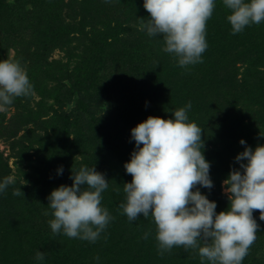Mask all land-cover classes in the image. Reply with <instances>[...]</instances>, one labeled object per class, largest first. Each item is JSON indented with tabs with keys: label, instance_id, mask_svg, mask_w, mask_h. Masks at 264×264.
Returning <instances> with one entry per match:
<instances>
[{
	"label": "rangeland",
	"instance_id": "374dc122",
	"mask_svg": "<svg viewBox=\"0 0 264 264\" xmlns=\"http://www.w3.org/2000/svg\"><path fill=\"white\" fill-rule=\"evenodd\" d=\"M56 1L59 4L58 10L45 6L42 12H33L35 16L41 17H33L34 19L26 22L28 18L20 15L10 17L8 25L5 22L8 29L0 20V60L18 61L26 70L33 86L30 95L15 97L12 104L0 109V178L8 175L14 177V183L10 184L4 193H0V218L5 216L14 219L22 215L21 211L24 209L28 211L30 205L34 212L41 214L36 223L34 221L37 229L43 228L52 219L51 209L46 206L51 191L62 184H72V171H77L82 165L88 166L85 158L88 159L93 147H100V136L112 139L116 137V131L101 127L97 133L98 138L95 137L94 140L93 130H88L92 126L91 122L97 128L98 118H106V112L109 110L114 115L116 109L111 104L95 107L97 102L90 100L88 95L114 92L119 96L123 89H135L140 84L147 86L154 81L155 76L158 77L157 80L169 81L170 85L175 86L176 78L186 79L185 76L192 70L188 65L179 66V71L175 74L171 72L174 65L178 64L173 54L163 50L162 36H151L155 38L140 45L141 58L136 56L133 59L129 48L130 52L122 49L120 44L123 43L120 39L126 34L132 40L143 34L144 37H149L140 22H128L129 17H121L119 12L113 15L114 13L107 14L104 11L103 17H90L89 14L93 15V12L90 13L89 4L86 5V11L80 9L82 0ZM45 14L46 17L42 16ZM85 15L88 16L84 17ZM124 26L133 29L127 33ZM131 32L135 33L132 35ZM259 36V50L260 54H263L264 28ZM109 38H112V41ZM100 39H108L109 44L112 43L111 47L108 45L103 50L96 49L94 45L98 42L96 45L100 46ZM42 51L46 61L42 56L36 59ZM239 56L236 54V57L224 62L222 68L217 67L220 70L213 72L211 76L208 74L207 78L198 76L200 84L208 83L201 95L206 110L196 118L199 123L197 125L202 129L205 154H210L216 147L224 148L231 144L235 140L234 131H237L240 121L244 128H249H241V139H244L246 144H251L247 142L249 132H252L251 137L255 139L254 146L264 144L262 83L257 85L260 92H257L250 104H241L239 95L240 86L248 77V70L261 71L258 79H263L264 68L259 62L248 65L247 59ZM164 76L168 77L163 78ZM192 84V81L189 82L191 89L195 85ZM192 94H195L193 90ZM169 111L160 114L161 117L171 118L173 114H167ZM56 125L59 128L56 129ZM86 136L87 145L84 146L89 147L84 148L79 140ZM111 160L106 159L105 168ZM125 162H128V157L122 160L124 170ZM101 165L92 164L89 167H95L96 171L100 172ZM59 166H63L62 174L57 172ZM212 171L210 168L213 187L210 190L201 187L200 190L210 200L216 201L219 211H223L229 206L227 195L223 191L225 178L216 177V173ZM13 187L21 188L24 193H21L22 203L12 194ZM107 192L110 194L109 199L113 200L112 207L108 209L111 215L113 212L122 211L109 186ZM124 198L125 194L123 200ZM108 200L104 202L102 199L101 204L105 206ZM259 213L260 210H253V216L257 219ZM23 237L26 239L28 235L24 234ZM2 238L0 233V264H5L7 260H4L1 252ZM11 255L12 264H16L17 258Z\"/></svg>",
	"mask_w": 264,
	"mask_h": 264
},
{
	"label": "clouds",
	"instance_id": "9594fccd",
	"mask_svg": "<svg viewBox=\"0 0 264 264\" xmlns=\"http://www.w3.org/2000/svg\"><path fill=\"white\" fill-rule=\"evenodd\" d=\"M232 34L246 26L264 22V0H221ZM216 0H143L150 19L141 25L148 36H162L163 50L173 54L181 67L202 62L208 47L206 24ZM143 20V19H141ZM33 86L18 61L0 60V109L15 97L28 96ZM192 104L170 110L165 119L149 116L131 129L135 148L124 168L132 175L123 184L124 200L119 204L130 222L151 216L160 255L174 246L198 249L201 262L242 264L256 240L259 225L253 210L264 221V144L246 146L234 158L233 168L223 181L229 206L217 212V203L200 188L213 187L210 162L203 152L202 129L189 120ZM240 144L246 145L244 139ZM142 145V146H141ZM63 173V166L57 169ZM72 184H62L48 195L53 233L95 242L114 217L101 204L108 180L95 167L82 165L72 171ZM14 183L11 175L0 178V193ZM199 186V187H198ZM13 189V195H20ZM24 194V193H23ZM149 233L144 234L147 239ZM37 260L44 253L36 252ZM99 261V257H95Z\"/></svg>",
	"mask_w": 264,
	"mask_h": 264
},
{
	"label": "trees",
	"instance_id": "16d2710c",
	"mask_svg": "<svg viewBox=\"0 0 264 264\" xmlns=\"http://www.w3.org/2000/svg\"><path fill=\"white\" fill-rule=\"evenodd\" d=\"M94 2L97 1L82 0L80 9L86 11L88 7L86 5L89 4L90 13L93 12V15L89 14L90 17H103L104 11L107 14L114 13L113 15L119 12L121 17H129L128 22L134 21L137 24L140 22L141 25L147 19H150V13L143 7V0H101L97 4ZM45 6H51L56 10L59 9V4H57L56 0H12V2L10 0H0V20L3 21L5 26V22L8 25L10 17L20 15V17L28 18L27 20L24 19L26 22L34 19L33 17H41V15L35 16L33 12L40 13ZM227 12L228 10L223 6L221 0H216L213 14L206 24L208 47L202 54V62L189 65L192 68L190 74L185 76L186 79L183 77L180 79L176 78L175 86L170 85L169 81L157 80L158 77L155 76L154 81L147 86L140 84L135 89L131 88L127 91L123 89L119 96L117 93L114 94V92L111 94L98 93L97 95L94 93L93 95H88L90 100L97 102L96 106L94 105L95 107H105L111 104L116 109L114 115L109 110L106 112V118H98L99 126L97 128L93 122H91L92 126L89 122L91 127L88 130H93L94 140L101 127H107L111 131L114 130L117 134L114 139L97 137L100 147L97 149L93 147L92 153L88 159L85 158V161L88 166L102 164L99 170L108 180L109 188L114 193L119 204L124 196L123 184L132 180V175L122 168V160L128 157V161H130L131 153L135 148V141L130 138L133 127L146 120L150 115L161 117L160 114L183 107L189 101L192 104L191 109L188 111L189 120L191 118L190 121H194L197 124V115L206 110V104L201 100V95L208 84H200L201 80L198 76L201 78H207L208 74L211 76L213 72L220 70L217 67L224 66V62L236 57V54L240 55L239 57L246 58L248 65H254L255 62H259V65L264 68V53L260 54L261 43L258 41L260 31L264 28V22L246 26L242 32L232 34L230 31L231 26L226 19ZM75 15L77 14H73V16ZM42 16L46 17V14ZM87 16L85 15L84 17ZM39 21L41 22L42 20ZM123 28L127 30V33L133 29L125 26ZM134 33L131 32L132 35ZM154 38L150 36L148 38L144 37L143 34L138 39L132 40L126 34L124 38L120 39L123 43L120 46L126 52L131 50L132 53L130 52V55H132L133 59L136 56L141 58L142 50H140V45ZM109 39L112 41V38ZM99 42L100 46H97L98 42H96L97 45L96 43L94 45L96 49L103 50L105 46L109 45L111 47L112 45V43L109 44L108 39H100ZM39 54L40 56L36 58L37 60L41 56L44 61L47 60L43 51ZM179 68V65H174V69L171 72L175 74L176 71H179ZM247 75L248 77L239 90L240 103L243 105L250 104L257 92H260L257 88L259 82L262 83V95L264 94V78L258 79L261 71L250 69ZM165 77L168 76L163 78ZM191 81L192 85L195 84L193 89L189 85ZM192 90L195 94H192ZM166 108L169 109L167 110ZM167 114L173 113L169 111ZM107 118L109 120H106ZM239 124V129L237 128V131H234L236 135L233 134L235 140L231 144L224 148L222 146L216 147L211 150L210 154L204 153L205 158L210 162L212 172L216 173V177L220 176L226 179L233 168L239 169L240 167L239 162L234 159L236 155L243 151L246 146H251L253 149L257 146H254L255 139L252 138V132H249L250 136L247 139V142L251 144H240L241 128L243 130H248L249 128L248 126L244 128L241 125V121ZM56 126V129L59 128L58 125ZM87 139L88 136L83 140H79V143L81 144L82 142L84 148L89 147L84 146L87 145ZM108 158L112 160L105 168L104 163L106 164V159ZM13 188L16 189L15 187ZM103 196L104 202L109 199L110 194L107 189L103 192ZM16 200L20 203L23 202L21 194L17 196ZM112 203L113 200L110 198L105 207L110 209ZM218 209L216 211L220 212ZM21 214L14 219L5 216L0 218V233L3 237L1 240V252L4 260H7L5 264H12L10 254L17 258L15 259L17 260L16 264H202L198 249L190 248L186 250L183 246H174L171 250L165 251L163 255L158 254L159 250L155 239L156 227L151 216L147 218L139 216L137 220L130 222L127 216L122 214V211L113 212L112 216L114 219L109 222L105 231L100 234V237L95 242H89L79 238H70L63 233H53L49 223L46 222L43 228L37 229L35 223L41 217V214L38 215V212H34L30 205H28V211L24 209ZM254 218L259 225L256 240L250 246L242 264H264V221L262 222L257 217ZM128 226L130 227L127 229ZM146 232L149 233L147 239L144 238ZM24 234L28 235L26 239L23 237ZM38 250L44 253L43 260L35 258ZM95 257H99V261L94 259ZM203 264H208V261L205 260Z\"/></svg>",
	"mask_w": 264,
	"mask_h": 264
}]
</instances>
